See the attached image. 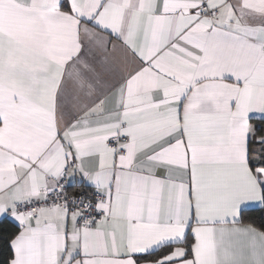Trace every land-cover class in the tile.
I'll return each mask as SVG.
<instances>
[{
  "label": "snow or ice",
  "instance_id": "6c2138e0",
  "mask_svg": "<svg viewBox=\"0 0 264 264\" xmlns=\"http://www.w3.org/2000/svg\"><path fill=\"white\" fill-rule=\"evenodd\" d=\"M0 264H264V0H0Z\"/></svg>",
  "mask_w": 264,
  "mask_h": 264
}]
</instances>
